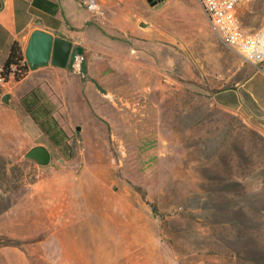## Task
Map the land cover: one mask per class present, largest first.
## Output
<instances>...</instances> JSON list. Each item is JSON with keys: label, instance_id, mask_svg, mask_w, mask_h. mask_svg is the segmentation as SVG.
I'll list each match as a JSON object with an SVG mask.
<instances>
[{"label": "rangeland", "instance_id": "374dc122", "mask_svg": "<svg viewBox=\"0 0 264 264\" xmlns=\"http://www.w3.org/2000/svg\"><path fill=\"white\" fill-rule=\"evenodd\" d=\"M236 14L257 27L264 0L241 4ZM190 25L160 48L119 34L111 42L126 62L93 54L97 82L122 70L135 79L123 104L113 95L118 103L103 110L105 124L57 119L60 130L43 143L47 164L25 158L31 141L0 127V253L8 264H264V116L256 96L264 99V73L209 25ZM204 38L252 71L247 88L256 100L228 108L203 81L181 77V61L196 73L200 61L229 67L232 55H206ZM89 95L98 106L92 89Z\"/></svg>", "mask_w": 264, "mask_h": 264}, {"label": "crops", "instance_id": "0c3cea01", "mask_svg": "<svg viewBox=\"0 0 264 264\" xmlns=\"http://www.w3.org/2000/svg\"><path fill=\"white\" fill-rule=\"evenodd\" d=\"M93 1L94 9H88L82 0H0V66L6 61L12 43L16 42L24 54L30 32L36 28L83 46L82 56L74 60L69 57L64 67L50 63L29 67L22 79L14 81L9 78L0 85V112L4 114L0 127H4V134H16L23 141H31L30 147L36 143L43 144L57 134L60 130L57 119L62 122V118L70 117L69 125L76 121L94 126L105 124L108 116L103 110L118 103L114 101V94L124 103L121 95L126 92L127 81L135 75L126 76L122 70L116 77L97 82L91 78L93 54L106 62H126L130 58L115 52L112 45L118 44L111 42V39H119L121 33L129 34L134 45L143 43L159 47L164 40L188 34L193 28L192 22L197 21L199 29L209 25L198 0H158L155 4L147 0ZM140 20L147 24L140 25ZM201 46L204 53L212 57L222 53L229 58L232 55L215 38H204ZM98 50H101L100 54ZM130 50L135 51V48ZM215 62L211 61L212 67L209 68L202 61L197 62L200 72L196 73L189 60L181 61V77L203 81L207 88L212 89L213 99L228 108L236 107L241 100L248 103L256 100L254 92L247 88L252 71L247 73L246 67L236 64L233 55L226 70L215 67ZM238 69L240 76L235 78ZM224 78L228 83L222 86L220 80ZM90 89L96 95L99 107L90 105ZM5 93H9L8 102L1 100ZM256 96L260 98L258 115L264 116V99L259 93ZM72 112L75 113L74 119ZM93 117L103 122H95ZM1 252L0 264H8V256Z\"/></svg>", "mask_w": 264, "mask_h": 264}, {"label": "built area", "instance_id": "2783aa9c", "mask_svg": "<svg viewBox=\"0 0 264 264\" xmlns=\"http://www.w3.org/2000/svg\"><path fill=\"white\" fill-rule=\"evenodd\" d=\"M252 0H198L209 26L221 43L234 50L240 58L255 66L264 73V19L259 26L247 28L238 19L236 9ZM88 9L96 7L93 0H82ZM27 63L25 56L11 65V71L6 79L3 75V65L0 66V85L13 79V72ZM14 80V79H13ZM15 81V80H14Z\"/></svg>", "mask_w": 264, "mask_h": 264}, {"label": "water", "instance_id": "95a60500", "mask_svg": "<svg viewBox=\"0 0 264 264\" xmlns=\"http://www.w3.org/2000/svg\"><path fill=\"white\" fill-rule=\"evenodd\" d=\"M150 4H155L158 0H147ZM81 57L83 47L79 44H73L67 38L53 35L52 33L36 28L30 32L24 49V56L30 68L37 67L46 63L57 67H64L71 54ZM9 93H5L1 100L8 102ZM75 128L80 130V125ZM25 158L35 161L39 165H45L50 158L49 148L42 144L36 143L28 148L25 152Z\"/></svg>", "mask_w": 264, "mask_h": 264}, {"label": "trees", "instance_id": "16d2710c", "mask_svg": "<svg viewBox=\"0 0 264 264\" xmlns=\"http://www.w3.org/2000/svg\"><path fill=\"white\" fill-rule=\"evenodd\" d=\"M23 52L20 48V46L14 42L12 43L11 47H10V51L8 54V57L6 59V61L3 64V75L5 76V78H8L9 72L11 71V65L12 64H16L17 61H19L22 57H23ZM29 70V66L24 63L22 65V67H18L14 72H13V79L15 81H18L20 79H22L26 73ZM2 172L4 174H7L8 168L6 167V165H2L1 166ZM6 177V176H5ZM5 193V192H4ZM8 206V203H7ZM6 207H4L3 209H5Z\"/></svg>", "mask_w": 264, "mask_h": 264}, {"label": "flooded vegetation", "instance_id": "af4514ba", "mask_svg": "<svg viewBox=\"0 0 264 264\" xmlns=\"http://www.w3.org/2000/svg\"><path fill=\"white\" fill-rule=\"evenodd\" d=\"M70 57H74V54L72 53V54L70 55Z\"/></svg>", "mask_w": 264, "mask_h": 264}]
</instances>
